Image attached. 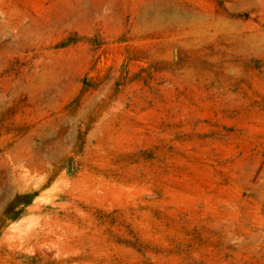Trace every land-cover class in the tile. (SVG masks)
Masks as SVG:
<instances>
[{
	"label": "rangeland",
	"instance_id": "rangeland-1",
	"mask_svg": "<svg viewBox=\"0 0 264 264\" xmlns=\"http://www.w3.org/2000/svg\"><path fill=\"white\" fill-rule=\"evenodd\" d=\"M0 264H264V0H0Z\"/></svg>",
	"mask_w": 264,
	"mask_h": 264
}]
</instances>
